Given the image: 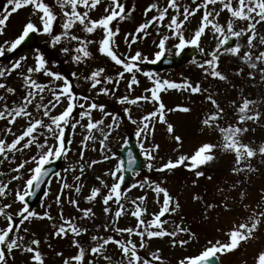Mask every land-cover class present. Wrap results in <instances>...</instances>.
Wrapping results in <instances>:
<instances>
[{
  "label": "snow or ice",
  "instance_id": "snow-or-ice-1",
  "mask_svg": "<svg viewBox=\"0 0 264 264\" xmlns=\"http://www.w3.org/2000/svg\"><path fill=\"white\" fill-rule=\"evenodd\" d=\"M102 0H6L3 12H0V35H5L10 17L24 8H31V16L38 17L39 25L29 18L24 24L22 31L14 39H5L0 44V57L6 52H14L18 47L25 44L32 34H42L49 37L50 46L55 49L58 46L60 51L70 58L77 65L86 64L89 59L94 58L91 45H97V51L108 57L115 65L120 66L122 71L116 73V78L108 75L104 67H96L89 74L81 77L77 72H72L71 76L76 79H83L90 84L89 92L96 90L98 86L99 94L115 97V90L121 81L125 80V74L131 75L127 83V90L130 93L133 85L140 83L136 73L142 72L151 82L150 88H145L146 94L132 97L126 94L116 97L121 105H137L141 101L151 102L157 107L153 111L141 116L139 121L133 118L131 107L123 109L127 119L137 125L135 135L141 138L140 147L147 160L146 167L149 171L156 172L171 171L180 166H184L190 171H194L197 178L205 176L201 166L207 165L218 159L217 153L234 155V165L230 169L233 174H243L245 172L256 171L251 161L256 157H264V143L253 146L250 142H245L244 137L247 133L255 132V127H249V122L260 125L264 119V110L260 108V102L249 99L243 95L241 90L240 102L234 99L230 101L228 108L221 106L214 93L202 87L199 81L193 83L190 79L184 78L180 82L162 79L157 73L144 71L140 62L148 61L149 57L142 51L134 53L128 52L121 54L117 36L120 28H114L113 21L118 18L123 20L131 15L135 10V5L131 9L126 8L125 0H110L104 8V15L93 18L91 13L97 9ZM194 4L195 7L191 5ZM217 5L219 7L217 8ZM83 9V10H81ZM173 13L169 15V12ZM155 11L150 19L140 23L134 32L124 35L125 45L131 49L132 45L149 33L148 29L155 25V31L159 37L156 44L157 51L154 53L153 63L159 61L170 49L166 46L170 41H177L174 45L176 54L180 55L188 46L199 49L200 54L205 58L198 61L195 58L193 63L205 73V78L211 76L219 80H227L228 77L222 73L220 68L221 55L230 54L238 57L250 69L247 75L255 80L257 73L259 79L264 82V33L258 30V25H264V0H191L190 4H185L183 0H166L165 6L161 7L158 2H153L147 6L144 16L149 12ZM202 12L198 26L192 31L191 36H186L187 25L190 18ZM227 12L228 16L224 23L220 22L222 13ZM60 21V31L56 32L54 27ZM167 20V23L165 21ZM238 23L244 26L238 27ZM161 28L167 29V33H162ZM98 30L102 36L99 40L88 38L84 34H94ZM210 31L213 38L217 41L215 46L206 51L202 47V37ZM246 37V42L240 40ZM232 38H236L233 44H229ZM242 49L243 51L241 55ZM34 63L27 66L26 71L19 72L22 77L25 94L20 102L13 101L11 106L7 102V94H16L17 89L9 86L6 77L11 76L24 67L28 60L27 54L21 55L18 59L11 62L10 66L0 67V89L5 95H0V120H7V125L0 130L5 138H0V165L5 161L15 163V167L10 169L11 179L7 182L0 181V217L4 218V225L0 226V264H10V259L15 260L16 253L29 254L26 264H47V255L41 250V240L28 227H23L26 222L31 223L34 219H47L52 222L53 231L45 238L48 248H52L51 238H65L70 234L73 237L72 245L77 248V253L64 257L63 264H98L100 259L105 264H168V260L163 256V249L160 247L152 248L153 239L168 238L170 246L175 249L177 246L184 248L192 243L198 242L199 237L190 227L184 225L183 218L179 223L170 221L168 215L176 214L181 209V203L164 187L161 182L145 177L143 180H136L134 183L124 188L126 171L134 176L139 175L135 168L136 157L131 151L128 153L127 163L118 157L117 153L108 147L107 141L114 131L119 129L122 117L119 113L106 110V105L98 103L90 94L77 93L74 91L73 80L62 72L53 71L50 64L57 61H50L45 53L36 48L33 53ZM244 68L237 69V75H242ZM35 74H42L49 78L47 83L39 82L34 78ZM62 82V83H55ZM113 84L114 88L106 85ZM168 90L188 91L192 94H205V100L210 103L211 109L205 112L200 120L201 132L208 130L217 134L216 142L205 141L200 143L191 154L182 153L176 159L168 158L159 168H156L153 161L157 159L160 145L150 143L146 146L150 137L155 135L156 122L166 125L167 132L176 142L177 149L183 147V137L175 134V126L168 122L167 112L182 111L190 112L191 108L185 105H177L175 108H166L161 100L160 93ZM50 93L51 99L45 102V93ZM66 105L63 110L53 114L58 106ZM30 106L33 110H30ZM79 108V119L74 116V111ZM98 110L103 113L104 118L111 117V123L105 125L104 119H97L93 116V111ZM23 119L25 125H21V131L16 134L13 125L18 120ZM87 123H84V120ZM81 128L85 133L80 142L79 160L75 165H70L64 172L79 171V175H74L73 183L69 184L66 176L61 172H53L48 165L51 161L67 157L71 151V139L66 140V131L71 130L75 135L77 128ZM105 128L107 131H105ZM94 130L98 131L102 139L94 135ZM13 135L14 138L9 142L6 137ZM41 137L43 139L41 140ZM89 141H98L99 150L103 153L99 160H85V151L88 149ZM127 144V140L124 141ZM31 155L17 162V153L31 151ZM95 150V149H94ZM115 158L116 165L107 170L104 174L112 178V183L101 176H97L100 186H93L88 195L83 199L92 203L101 198L103 213L109 217L108 221L102 225H91V230L96 234L91 236L92 244L87 247L81 243L78 237L90 231L89 226L82 225L80 221L94 220L96 213L93 207L81 208L79 198H73L71 192L81 193L84 187L82 178L85 176L86 169L93 168L94 165L109 161ZM161 159H163L161 157ZM51 176L60 182L59 193L55 195V203L59 206V222H56L49 210L38 212L30 208L26 199L35 195L33 189H39L45 183V178ZM5 173L0 172V176ZM209 180L211 176L207 177ZM13 181H23L17 187H10ZM48 185L52 179L47 180ZM193 184L197 181L193 180ZM244 181L237 180L231 184V189L237 192L236 196L227 193L223 196L220 205L204 202V214L207 218L209 210L221 208L223 212H232L237 204L247 213L238 220H230L231 227L224 232L227 240L215 239L207 240L206 247L198 254L187 255L177 261V264H212L213 260L219 262V255L238 250L245 244L259 241L261 230L264 229V194L260 201L253 207L250 203H245L248 193L243 187ZM139 187L140 189H150L155 194V203L159 205L158 212L149 213L147 207V191L143 195L135 197L130 201L126 198L128 194ZM107 189L105 193L103 189ZM65 189L69 190L67 203L81 213L80 216L64 215L63 195ZM225 192V189H219ZM264 193V189L261 190ZM49 191L44 192V196H49ZM163 194L161 202L160 195ZM13 196L12 203H5L9 196ZM194 200L202 201L203 197L194 195ZM22 206L15 212L11 211L14 203ZM111 202V203H110ZM112 204L116 205L115 210ZM130 205V207L128 206ZM44 206L43 204L41 205ZM49 209L51 205L47 206ZM131 215L136 223L134 226L120 227V218ZM219 218V213L217 214ZM17 217L19 220L17 221ZM146 217H150L147 218ZM164 218V219H162ZM171 227L165 225L170 224ZM104 232H111L126 236V239L117 238L116 235L100 234V229ZM223 231V228L218 229ZM187 236V239H180ZM31 237V239H28ZM138 237V242L136 238ZM115 244L119 250V259H114L113 255H108L109 245ZM141 250H144L143 253ZM57 256L63 257V252H57ZM91 256V259L88 257ZM247 264V261H244ZM253 264H264V247L258 248L253 254Z\"/></svg>",
  "mask_w": 264,
  "mask_h": 264
},
{
  "label": "rangeland",
  "instance_id": "rangeland-1",
  "mask_svg": "<svg viewBox=\"0 0 264 264\" xmlns=\"http://www.w3.org/2000/svg\"><path fill=\"white\" fill-rule=\"evenodd\" d=\"M110 0H102V3L91 13L93 18H99L104 15V8ZM153 2H158L161 7L165 6L166 0H125L126 8L131 9L133 5H135V10L131 12L130 16H127L125 19H117L113 21V26L120 28V33L117 36V42L120 45V53L127 54L128 52L134 53L137 50L143 52L144 55L149 57L148 61L140 62V66L144 71H152L157 73L162 79H168L171 81L180 82L184 78L190 79L193 83L199 81L203 88L208 89L210 93H214L216 98L221 103V106L228 108L230 101L236 100L237 103L240 102L241 90H243V95L247 96L249 99L256 100L260 102L261 110H264V82H261L259 79V73H257L256 79L252 80L248 77L247 73L250 69L241 61L238 57L232 56L230 54L221 55L220 58V68L219 70L224 73L228 79L227 80H219L218 78H213L208 76L205 78V73L201 68H199L192 61H189L181 66L176 68H166L164 70H154L149 67V63L154 60V53L158 50L156 44L153 41L158 43L159 37L155 31V25L150 27L147 31L149 35L142 40L134 43L129 49L124 43V35L129 32H134L136 27L144 22L146 19H150L153 15H156L155 11L149 12L148 16H144V11L147 6ZM183 2L187 5L191 3V0H183ZM6 4V0H0V12H3L4 5ZM195 7L194 4L191 5ZM219 5H217V8ZM83 10V9H81ZM31 8H24L19 10L17 13H14L8 22V26L6 29L5 35H0V44L3 43L5 39L12 40L17 35L20 34L22 28L25 23H27L28 19L31 18L34 22L39 25L38 17L31 16ZM173 14L170 10L169 15ZM202 12L197 13L195 17L190 18V22L187 25L186 36H191L192 31L198 26L200 17ZM228 13H222L220 17V22L224 23L227 18ZM167 23V20L165 21ZM244 26L243 23H238V27ZM54 30L56 32L60 31V21L58 20ZM258 30L261 33H264V25H258ZM160 31L162 33H167V29L161 28ZM207 34L202 37V47L206 49V51H210L217 42L210 31L206 30ZM88 36V38L93 40H99L102 36L100 30H98L94 34H84ZM234 42L236 38H233ZM241 43L246 42V37L240 40ZM177 41H170L166 48L170 49V53L168 51L165 52V56H177L176 49L174 45ZM191 46H188L189 48ZM36 48H39L43 51L46 57L52 61L55 60L57 63L50 64V67L53 71L62 72L64 75L68 76L69 79L73 80L74 83V91L77 93L90 94L94 100L98 103L105 104L106 110L110 112L119 113L122 117L120 122V127L116 131L112 133L107 141L108 147L112 149V151H116L120 149L124 145L125 139L131 135L136 133L137 125L133 124L131 121L127 119L126 114L123 109L125 107H131V114L134 119L139 121L140 117L145 115L146 113L153 111L157 105L151 102L141 101L137 105H121L117 102L116 97H120L126 94H130L132 97L140 96L146 94L144 92L145 88H150L152 86V82L143 75L142 72L136 73L140 83L138 85H133L131 92L129 93L127 90V83L131 79V75L126 73L125 80L121 81L117 88H114L113 84L106 85L109 88H114L115 97L110 95L99 94L97 95L98 89L89 92L90 84L81 79H76L71 76L72 72H77L81 77L89 74V72L96 67H104L106 69V73L108 75L116 78V73L118 71H122L120 66H117L112 62L108 57L101 55L97 51V45H91L90 48L94 53V58L89 59L86 64L82 63L80 65L74 64L68 56H65L61 51L60 47L53 49L49 43V37L46 35L38 34L36 45L30 50L22 51V52H6L4 56L0 57V67L10 66L11 62L18 59L21 55L27 54L28 60L25 62L24 67L17 72H13L11 76L6 77V82L9 86L15 87L17 89L16 94H7V102L11 106L13 101L20 102L22 96L25 94L23 80L19 75V72L26 71L27 66L32 65L34 63L33 53ZM186 48V49H187ZM198 49V48H197ZM246 49H242L241 55L243 51ZM261 50H264L262 48ZM199 52V49H198ZM205 57L198 53L195 57L196 60L202 61ZM244 68V73L242 75H237L238 68ZM34 78L39 82L47 83L49 78L42 74H35ZM62 83V82H55ZM0 95H5L3 89H0ZM45 102L48 99H51L50 93H45ZM161 100L166 105V108H175L177 105H185L191 108L190 112H182V111H173L167 112L166 118L168 122L172 123L175 126V134L181 135L183 137V147L177 149L176 142L171 138L170 134L167 132L166 125L163 123L156 122L155 124V135L154 137H150L149 141L145 142L146 146L150 143H157L160 145L159 153L157 155V159L153 161V164L156 168H159L160 165L167 161L168 158L176 159L180 154L187 153L191 154L194 149L202 142L212 141L216 142L218 139L217 134L212 133L208 130L201 132V124L200 120L205 114L206 111L211 109V105L209 102L205 100V94H192L188 91L181 90H168L162 91L160 93ZM4 102L0 101V105ZM66 105L58 106L53 114H56L63 110V107ZM30 110H33L30 106ZM81 109L77 108L74 111V116L76 119H79V112ZM93 116L97 119H104L105 125L111 123V117L104 118L103 113L98 110L93 111ZM7 120H0V130L4 129L7 125ZM84 123H87V120H84ZM21 125H25V121L23 119L18 120L17 124L13 125V130L16 134H19L21 131ZM249 127H255V132H249L245 135V142H250L253 146L264 143V119L261 120L260 125H254L249 122ZM105 131L107 129L105 128ZM84 132L81 128H77L75 131V135H72L71 130L66 131V140L71 139L73 142L70 145L71 151L68 153V156L61 157V169L60 172L62 175L66 176V180L69 184L73 183L74 175H79V171L76 172L68 171L64 172V169L69 168L70 165H75L79 160V149L81 147L80 142L83 139ZM94 135L100 137L102 139L101 134L98 131L94 130ZM0 138H5L2 133H0ZM14 138L13 135H8L6 139L10 142ZM43 137H41V140ZM138 144H141V138L137 137ZM100 145L97 142L89 141L88 149L85 151V160L91 161L93 159L99 160L102 158L103 153L99 150ZM141 148V147H140ZM95 149V150H94ZM142 150V149H141ZM35 149L24 153H17V162L19 160L26 158L28 155H31ZM143 152V151H142ZM218 159L207 164L201 166L202 171H204L205 176L197 178L195 176L194 171H190L186 169L184 166H180L171 171L164 172H156L155 170L149 171L147 167L136 175L135 179L129 184L131 185L136 180H143L146 176L151 180H155L157 182H161L162 185L168 188L169 192L177 197L181 203V209L176 214L168 215L167 218L170 221H175L179 223L181 218H183L184 225L191 228L193 232L197 234L199 237L198 242L193 240L192 243L181 248L177 246L173 249L170 244L168 238L164 239H153L151 241L152 248L150 250H154L157 247L163 249V256L168 260V264H177V261L184 256L187 255H195L206 247L207 240H227V236L224 235V232L227 231L231 224L230 220H238L241 216L246 215L247 213L242 209L239 204H237L232 212H223L221 208H216L215 210H209L207 218H205L204 214V202L214 203L220 205L223 196L227 193H231L232 196H236L237 192L231 189V184L235 183L237 180L244 181L243 187L244 190L247 191L248 197L245 200V203H250L253 207L260 201V197L262 194V189H264V157H256L253 158L251 163L255 167L256 171L254 172H245L243 174H233L230 169L234 165V155L232 154H220L217 153ZM161 157L163 159H161ZM117 163L115 158L105 161L99 164H96L91 169H86L85 176L82 178V183L84 187L82 188L81 193L71 192V196L73 198H79V203L81 208L93 207V210L96 213V218L94 220H83L80 221L82 225L89 226L90 231L87 234L81 235L77 239L81 241L83 245L86 247L92 244L91 236L96 234L95 231L91 230V225H102L107 222L109 217H107L103 211V204L101 198H97L96 201L89 203L83 199L84 196L88 195L90 189L93 186H100L99 181L96 179L97 176H101L105 179L110 185L113 181L110 176L104 175L107 170L113 168ZM15 167V163H10L5 161L4 164L0 165V172L5 173V175L0 176V181L7 182L11 179V175H15V173L10 172L11 168ZM211 176L212 179L209 180L207 177ZM196 180L197 183L193 184L192 181ZM23 184V181H13L10 187H17ZM128 185V186H129ZM127 186V187H128ZM61 185L60 182L53 178L52 183L49 186L47 184L45 191H49V196L45 197L44 194L42 198L37 202V204L32 209H35L38 212H43L45 210H49L52 216L55 218L56 222H59V206L55 203V195L59 193ZM126 188V187H125ZM219 189H225V192H220ZM106 193L107 189H103ZM147 191L148 199L146 201L148 211L158 212L159 205L155 203V194L150 189H140L139 187L132 189V191L128 194L126 198L127 201L143 195ZM200 195L203 197L202 201L194 200V195ZM69 195V190L65 189L63 200H64V215L67 216H80L81 213L77 211L74 207L67 203ZM14 200L13 196H9L5 203H12ZM160 200H163V194L160 195ZM111 203V202H110ZM44 205L43 207L41 205ZM51 205L50 209L47 207ZM22 205L17 203L13 204V208L11 211H17ZM130 207V205H128ZM113 210H115L116 205L112 204ZM219 213V218L217 214ZM150 218V217H146ZM162 218V219H164ZM17 221L19 217L16 218ZM136 223L135 219L129 214L120 218L119 226H134ZM4 225V218L0 217V226ZM166 227H171V223L165 225ZM23 227H28L32 232L36 234V237L41 240V250L44 251L47 255V264H63L64 257H68L71 255H75L77 253V248L72 245L73 237L71 234L65 238H51L50 243L52 244V248H48L47 243H45V238L48 237V234L53 231L52 222L47 219H34L31 223L26 222ZM223 228V231H218V229ZM100 234L103 235H116L117 238L126 239V236H120L116 233L104 232V229H100ZM180 239H187V236H181ZM31 239V237H28ZM138 242V237L134 238ZM264 247V229L261 230V239L259 241H254L249 244L243 245L241 248L230 253L219 255V257L224 261L225 264H244V261H247V264H253V254L254 252L260 248ZM142 253L144 250H141ZM57 252H63L64 256H57ZM108 255L114 254V259H119V250L117 249L115 244L109 245ZM55 255V257H52ZM237 255V258L236 256ZM29 254L24 253H16L15 260L12 261L10 259V264H26L28 260ZM53 258H56L53 259ZM92 257L89 256L88 259ZM55 260V261H54ZM54 261V263H53ZM98 264H105V261L100 259Z\"/></svg>",
  "mask_w": 264,
  "mask_h": 264
},
{
  "label": "water",
  "instance_id": "water-1",
  "mask_svg": "<svg viewBox=\"0 0 264 264\" xmlns=\"http://www.w3.org/2000/svg\"><path fill=\"white\" fill-rule=\"evenodd\" d=\"M34 41H35V36H34V34H32L30 36V38L26 41V43L21 45L18 48H25V47L31 46L34 43ZM196 54H197V50L195 48H191L189 50L183 51L182 54L177 59L167 57L165 59L157 61L156 63L152 64V66L154 68H158V69H162L166 66H175L181 62H184V61L190 59L192 56H194ZM129 151H131L133 153V155L136 157L137 163L135 165V168L138 171H140L143 168L145 159L140 155V151H139V148L137 147L136 139L134 137L128 138L127 144H125L124 148L122 150L117 151V154L122 157V159L125 161V164L127 163ZM48 167H51L53 169V172H55L58 169V162L53 163ZM124 175H125L124 184H126L132 178V173L129 171H126L124 173ZM50 176H51V174H50ZM49 177L45 178V182ZM44 184H42L39 189H33V191L35 192V195L28 197V202L30 204H33L38 199V197L42 193ZM214 262L217 264L216 260H213L212 264H214Z\"/></svg>",
  "mask_w": 264,
  "mask_h": 264
}]
</instances>
